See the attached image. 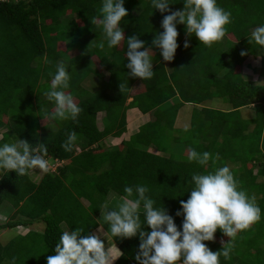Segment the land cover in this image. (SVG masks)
I'll return each mask as SVG.
<instances>
[{
	"label": "trees",
	"instance_id": "1",
	"mask_svg": "<svg viewBox=\"0 0 264 264\" xmlns=\"http://www.w3.org/2000/svg\"><path fill=\"white\" fill-rule=\"evenodd\" d=\"M173 2V11L184 8V0ZM218 4L232 14L224 38L209 48L178 24L180 47L168 61L170 69L158 50L149 49L155 75L143 80L127 75L126 40L121 48L95 47L103 33L91 20L100 19L102 0H0V144L12 138L27 139L34 147L45 143L46 159L56 165L40 180L33 178V171L0 176V214L8 216L0 222V232L26 229L14 232L6 243L0 240V264H12L13 258L15 264H47L62 232L83 228L82 235L94 234L101 206L109 195L125 197L126 185L147 184L157 205L181 226L183 217L175 213L180 201L190 196L192 174L224 165L249 196L259 195L262 218L231 241L217 229L215 240L204 243L213 251L229 241L234 245L231 259L221 257V264H264V181H258L264 178V83L240 69L248 55L261 53L259 76L264 80V46L248 39L264 24V0H218ZM124 6L125 37L138 35L145 47L152 46L155 34L163 31V16L169 13L153 10L150 0H125ZM185 40L188 48L183 46ZM60 62L69 66L68 91L83 109L77 121L46 117L54 103L44 93ZM213 99L229 108L204 104ZM185 104L193 105L190 125L176 127ZM249 106L253 114L244 113ZM130 108L149 115L135 132L128 128ZM101 112L103 128L97 122ZM72 131L78 140L69 152L61 145ZM126 132L128 137L119 144L104 146L108 136ZM192 148L211 153L209 164L190 162ZM11 209L15 211L7 214ZM139 243L138 237L119 242L120 254L113 264H138Z\"/></svg>",
	"mask_w": 264,
	"mask_h": 264
},
{
	"label": "clouds",
	"instance_id": "2",
	"mask_svg": "<svg viewBox=\"0 0 264 264\" xmlns=\"http://www.w3.org/2000/svg\"><path fill=\"white\" fill-rule=\"evenodd\" d=\"M124 4L125 0H102L98 10L100 19L94 17L91 20L103 33L95 47L101 51L113 49L126 40V67L130 70L127 75L143 80H150L155 75L149 49L158 50L164 61L174 60L180 47L178 24H183L189 35L195 34L203 45L211 48L224 38L227 26L232 22L231 12L219 6L218 0H184V8L175 11L170 8L173 0H150L153 10L169 14L161 21L163 31L155 34L152 46L145 47L146 42L138 35L125 37L121 22L128 10ZM248 39L264 46V24L252 31ZM183 46L188 48L189 41L185 40ZM50 75V87L44 94L54 103V110L46 113V117L56 121H77L83 109L68 91L72 80L69 66L64 62L57 63L55 72ZM123 87L121 84V91ZM77 140V133L72 131L61 147L70 152ZM47 153L45 143L34 147L27 139L15 138L12 142L0 144V176L10 171L25 176L35 169L47 173L50 170ZM187 159L203 167L209 164L212 154L192 148ZM189 183L192 185L188 191L190 196L186 201H180L181 207L175 213V217H183L181 226L164 206L157 205L147 184L126 185V196L116 208H110L107 203L101 206L103 219L113 237L139 238V250L135 256L138 264H221V257L231 259L234 245L230 241L262 218L255 196H249L240 187L227 165L193 173ZM217 229L230 237V241L220 250L213 251L204 242L214 241ZM83 233V228L63 231L55 254L47 256V264H113L116 258L106 248L101 236ZM12 264H15L14 258Z\"/></svg>",
	"mask_w": 264,
	"mask_h": 264
},
{
	"label": "rangeland",
	"instance_id": "3",
	"mask_svg": "<svg viewBox=\"0 0 264 264\" xmlns=\"http://www.w3.org/2000/svg\"><path fill=\"white\" fill-rule=\"evenodd\" d=\"M60 45H63V43H60ZM118 48H121V44L118 46ZM95 61L99 64L98 60H95ZM166 62H167V68L170 69V63H168V61H166ZM240 66H241L240 69L242 70V72L244 74L248 75L250 78H252V80H254L257 83H264V80L262 78H260V76H259V70H260V67H261V53H259L257 56L248 55ZM105 75H106L107 78L109 77L107 72H105ZM204 104L207 105V106H210V107H217V108L221 107V108H224V109H228L229 108V105L227 103H225L224 101L222 102V100H220V99L209 100V101H206ZM191 111H192V106L190 104H186L182 108L181 115H180L182 118L180 117L181 119H180V122H179V124L181 123L180 125H182V123L184 124V122H188L187 125H190ZM247 112H249V113L251 112L253 114L252 106L245 107L244 113L246 114ZM50 121H52V120H50ZM46 122H49V120H47ZM97 122H98L99 127L103 128L104 113L101 112V113L98 114V121ZM14 139L15 138H12L8 142H12ZM8 142H6V143H8ZM119 142H121V139H114V138H111V137H108V138H106L103 141L104 146H106V147L111 146V145L119 144ZM83 143L81 144V146L83 145ZM152 149L155 152H158L154 147H152ZM48 162H49L50 169L51 170H55L56 169V165L51 164L50 161H48ZM43 175H44V172L40 171L39 169H36L35 171L32 172V176H33V178L35 180H40ZM259 181L263 182L264 178H259ZM253 196H255L256 200L259 197V195L257 193H254ZM110 198L114 199V198H121V197L120 196L109 195L108 199H110ZM117 200L118 199H114L110 203V206H113V208H116L118 206V203H117L118 201ZM82 201L85 204H88V201L86 199H82ZM14 211H15L14 209H11V211H8L7 214L8 213L11 214ZM7 217L8 216L5 213L0 214V222H3L5 220H7ZM97 220L100 223H102L108 229V231L110 233L109 237H107L104 240L105 241V246H107L109 248L112 245H117L116 243H118V241H121L122 239L119 238V237L115 238V237L112 236L111 231H110V227L107 225V222L104 221L101 212L99 213V216L97 217ZM21 230H24V228H15V230L14 229H8L6 232L1 231L0 232V240L2 241V243H6V242H8L9 238L14 234V232H19V231L21 232ZM229 238L225 237L223 240H228ZM220 241H222V240L220 239ZM222 242H224V241H222ZM114 248H112L111 250L113 251ZM116 248H118V247H116Z\"/></svg>",
	"mask_w": 264,
	"mask_h": 264
},
{
	"label": "crops",
	"instance_id": "4",
	"mask_svg": "<svg viewBox=\"0 0 264 264\" xmlns=\"http://www.w3.org/2000/svg\"><path fill=\"white\" fill-rule=\"evenodd\" d=\"M186 105V104H185ZM184 105V106H185ZM192 107H193V105L192 104H190ZM183 106V107H184ZM182 107V108H183ZM182 108L180 109V111H179V114H178V117H177V121H176V127H187V126H189V125H187V123L188 122H184V124L182 123V125H180L179 124V122H180V119L182 118L180 115H181V110H182ZM181 117V118H180ZM185 117V116H184ZM127 118H128V128L132 131V132H135V131H137V129L139 128V126L141 125V124H143V123H145V122H147L148 120H149V115L148 114H144V113H142L138 108H130L129 110H128V112H127ZM128 135H129V133L128 132H126V133H124L122 136H120V137H116V136H112V135H110V136H108V137H111V138H114V139H121V141L123 140V139H125V138H127L128 137ZM107 137V138H108ZM105 140V139H104ZM120 143V142H119ZM117 145V144H116ZM111 146H113V145H111ZM152 149V148H151ZM152 151H154L153 149H152ZM256 171V170H255ZM259 181V180H258ZM259 182H261V181H259ZM122 198L123 197H121V198H114V199H118L117 201V203L119 204L121 201H122ZM113 198H110V199H108V197H107V200H106V202L105 203H107L108 205H109V207L110 208H113V206H110V203L114 200ZM84 203V202H83ZM85 204V203H84ZM141 211H143V209L141 208ZM100 223V222H99ZM25 228H24V230H21V232L19 231V233H23V232H25ZM93 233L94 234H97V235H100L101 236V238L103 239V240H105L107 237H109V231H108V229L102 224V223H100L99 224V227L97 228V229H95L94 231H93ZM123 240V239H122ZM121 240V241H122ZM111 241V240H110ZM121 241H118V243H116L117 245H112L111 247H109V249L111 250L112 248H114V250H113V257L114 258H117L118 256H119V254H120V251L116 248V247H118V244H119V242H121ZM106 248H108L107 246H106ZM112 251V250H111ZM119 251V252H118ZM115 261V260H114ZM114 261H113V263H114Z\"/></svg>",
	"mask_w": 264,
	"mask_h": 264
},
{
	"label": "bare ground",
	"instance_id": "5",
	"mask_svg": "<svg viewBox=\"0 0 264 264\" xmlns=\"http://www.w3.org/2000/svg\"><path fill=\"white\" fill-rule=\"evenodd\" d=\"M117 242V241H116Z\"/></svg>",
	"mask_w": 264,
	"mask_h": 264
}]
</instances>
